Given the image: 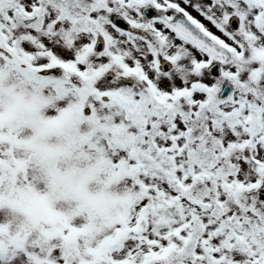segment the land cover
Here are the masks:
<instances>
[{"label": "snow or ice", "instance_id": "6c2138e0", "mask_svg": "<svg viewBox=\"0 0 264 264\" xmlns=\"http://www.w3.org/2000/svg\"><path fill=\"white\" fill-rule=\"evenodd\" d=\"M0 264H264V0H0Z\"/></svg>", "mask_w": 264, "mask_h": 264}]
</instances>
